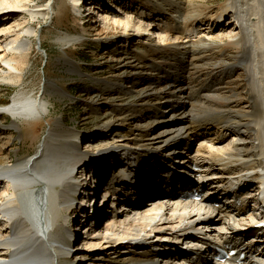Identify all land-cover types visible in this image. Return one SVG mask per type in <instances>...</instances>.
Returning a JSON list of instances; mask_svg holds the SVG:
<instances>
[{"label":"bare ground","instance_id":"bare-ground-1","mask_svg":"<svg viewBox=\"0 0 264 264\" xmlns=\"http://www.w3.org/2000/svg\"><path fill=\"white\" fill-rule=\"evenodd\" d=\"M20 1L22 0H3L0 2V9L5 6L14 7ZM73 1L75 8L81 3V0ZM188 1L158 0L154 3V8L150 6L152 11L145 12L147 16L137 17L138 21L134 20L127 8H124V13L114 11L103 18V30H107L104 32L106 34H109L111 29L119 28L124 31L133 29L139 33L144 28L155 35V39L158 38V42L154 44L157 49L164 47L165 45H162L164 42L173 44L172 39L180 42L178 48L170 52L175 58L173 57L172 62L168 63L167 69L162 70L154 66L156 70H162L163 79L158 80L162 84L161 87L166 86L165 88L170 90L161 92L162 95L164 94L163 99H167L166 106H163L165 110L159 108L160 111L156 109L157 111L148 112L149 115H141L145 119L156 120L162 124L159 125L162 127H156L150 132L148 135L150 138L146 141L150 145L142 141L139 143L137 139L139 142L136 143L123 142L127 147L124 150H128L133 156L124 163L123 167L128 171L138 168L142 173L138 186L130 187V194L139 197L136 200L121 196L116 211L113 210L115 204L114 207L110 206L111 212L98 211L100 217L106 216L107 222L100 221L97 223L94 235L82 238L83 243H81L85 249L102 248L100 254L103 258L96 254L89 257L88 253H84L81 255L82 259H75L74 255L79 253L77 252L74 257L72 256V260L68 259L72 247L68 243L69 228L63 227L58 231L56 226L59 219L63 218L67 221L73 213L74 198L79 188L85 185L86 172L90 170L103 177L112 164L110 160L101 161L102 167L99 165L96 169L91 167V161L84 164L81 162L82 164L78 165V159L84 156L77 151L81 137L78 133L70 131L76 140H62L65 136L61 134V128L57 125L50 130L39 157L0 165V210L3 211L0 212L2 217L0 264H88L90 262L109 264L113 257L111 255L118 252L122 261L121 263L118 260V264H128L126 260L129 262L142 260L144 264H194L200 260L204 264L264 262V258H261L264 257V247L259 248L258 252L257 249L247 248L248 257L243 263L235 260L215 262L212 253L209 252L213 240L226 243L236 237L233 224L237 223V217L243 220L241 212L245 211V208L252 212L248 219L253 223L264 211V0H229L228 7L218 16L209 15L199 18V13H194L186 16L187 20H185L183 17ZM94 3L88 5L90 7L85 8L84 11L88 10L93 16H97L99 12L96 11L99 7H95ZM52 4L50 1L46 8L53 9ZM163 7H165L164 11ZM31 12L34 15L35 11ZM150 17L158 19L154 21L150 20ZM212 19L214 23L211 22ZM197 21L212 25L209 26L211 30H204L205 32L201 34L198 28L200 22ZM219 23L221 27L217 31L222 30V32L215 34L217 27L215 25ZM0 33L5 34L0 41V72L3 71L0 74V83L6 81L20 83L21 68L26 64L27 57L32 51L31 41L29 39L22 41L20 38L24 34L37 35V32L29 28L23 30L20 23H17L15 26L1 29ZM240 38L243 48L238 54L243 52L244 56L240 58L241 60L236 58L231 62L228 61V56L221 53L222 61L213 77L217 83L222 82L227 74L226 79H229L230 74L239 70V76L246 78L245 89L242 85L239 90L244 89V94L249 98L248 105L242 108L234 100L241 92H229L230 95L227 96L230 97L227 99L233 100H226L224 105L219 104L224 97L223 88L217 86L207 85L199 91L205 92V101L197 94L192 97V92H187V85L189 82H193L194 85L196 83L191 80V76L186 78L189 67L198 60L216 59L220 54L219 51L213 50H220L221 45L228 40L234 41ZM65 39L77 42L79 37ZM156 44L159 46L156 47ZM198 49L200 55L196 56ZM162 57H165L164 51L161 52L160 58ZM4 66H7L8 73ZM190 97L197 102L191 103ZM45 111L46 105L42 100L29 96L24 98L14 96L10 103L0 107V113L11 115L12 126L15 128H18V119L30 118ZM191 126L194 127L197 136L199 133L203 134L202 137L196 138L198 140L196 152L195 150L186 152L187 147L183 150L170 148L165 153V161L170 160L169 157L181 159V163L185 165L183 168H187L190 174L186 184L194 183V186L199 188L206 184H217L216 186L223 184L225 188L215 190L212 186V190L202 195L200 200H180L178 195L169 197L163 193L152 192L153 189H157L158 192L160 189L178 185L179 181L170 177L158 187L157 182L153 181L154 176L160 173V169L173 166L170 163H160V153L146 150L151 147L155 149L154 152L163 151L168 146L178 145L181 142L185 145L192 144L187 143L188 137L191 136ZM100 129L102 128H99V132ZM99 139L104 141L105 137ZM113 151L114 148L108 149L107 152ZM194 166L195 169H191ZM148 169L151 170L149 173H143ZM173 174L177 175L178 172ZM155 177L158 181L163 179V177ZM128 178L130 177L121 173L119 182L127 184ZM149 182L152 185L144 188L143 185ZM240 186L241 189H238ZM223 189L232 191L231 195L224 193ZM220 197L224 198V202ZM126 201L130 205L125 204ZM214 202H219V205ZM126 205L128 209H125ZM244 225H247L246 220ZM190 232H194L191 236L194 245H199L202 249L193 251L189 255L177 250L178 248L170 242L160 243L170 240L181 241L180 238ZM261 233L264 243V228L261 229ZM197 254L199 259L187 260ZM64 257L68 261L64 260ZM92 257L98 258V261H91ZM85 258L87 261L80 263Z\"/></svg>","mask_w":264,"mask_h":264},{"label":"rangeland","instance_id":"rangeland-1","mask_svg":"<svg viewBox=\"0 0 264 264\" xmlns=\"http://www.w3.org/2000/svg\"><path fill=\"white\" fill-rule=\"evenodd\" d=\"M50 1L53 3V9L46 8ZM83 1H86L85 8H89L88 5L93 2H95V7H99L96 11L99 12L97 16H93L88 10L84 11L87 13L88 24H83V21L75 15L73 0H22L17 3L20 6L19 9L17 5L0 9L2 11L0 12V30L20 23L23 30L29 28L37 32V35L24 34L20 38L22 41L25 39L31 41L32 51L27 57L26 64L21 68L20 83L11 81L0 83V107L10 103L14 96L33 97L36 100H42L46 105L45 113L18 119V128L12 126V117L9 113H0V165L14 164L17 161L39 157L50 130L57 125L61 128V134L65 136L62 140H76L70 131L78 133L81 137L77 151L84 156L78 159V165L86 163V157L96 152L93 147L95 142H101L96 143V145L99 144L97 148L106 146L104 149L108 146H115L117 143L131 141L147 144L150 132L156 127H162L159 126L162 124L156 120L145 119L141 115H149L148 112L157 111L156 109L159 108L165 110L163 106L167 99H163L164 94L162 95L161 92L170 90L165 88L166 86L161 87V83L156 84L158 82L156 79L161 73L157 72L153 65L160 64L163 60H166V66L172 62L171 59L174 56L172 57L170 52L177 49L180 42L173 39L171 41L173 44L170 45L166 42H159L165 46L157 49L154 44L158 42V38L155 39V35L147 29L142 28L139 33L133 29L130 31L120 28L111 29L109 34L104 33L107 30H103V18L109 13L114 11L124 13V8H127L134 20L138 21L137 17H145V12L152 11L155 7L154 3L158 0H119L122 3L114 0H81V3ZM112 3L113 5L110 6ZM228 4L229 0H189L186 3L183 19L187 20L186 16L194 13H199V18L209 15L215 17L226 9ZM150 6L153 7L150 8ZM143 8L145 12L141 14ZM164 9L165 7L163 11ZM32 10L35 11L34 15ZM149 19L156 21L158 18L150 17ZM201 23L198 24L201 34L205 32L204 30H211L209 26L212 25L208 24L203 29L200 28ZM219 31L215 30V34ZM4 35L0 33V41ZM66 37H79V40L77 42L67 41ZM238 41L240 44L237 45ZM241 41V38L234 39V41L228 40L221 45L220 50H213L219 51V57L211 60H198L189 67L186 71V78L191 76L193 81L194 77L198 76L196 85L193 82L187 85L189 89L187 92H192V97L197 94L205 101V92L200 93L199 91L210 85L223 88L224 98L219 104L224 105L226 100H233L227 99L230 97L227 96L230 95L229 92H241L234 100L242 108L248 105L249 98L244 94L246 78L239 76V70L230 74L229 79H226L227 74L222 82L217 83L213 77L222 61V54L228 56V61L231 62L236 58L241 60L240 58L244 56L243 52L238 54L243 48ZM199 50L196 51V56L200 55ZM154 51H160V56L154 54ZM163 51L165 57L160 58ZM160 66L165 65L160 64ZM152 67H154L153 70ZM4 69L8 73L7 66H4ZM242 85L244 89L240 91L239 87ZM192 97L189 98L190 102L195 104L197 100L193 101ZM154 105L156 107L153 108ZM99 128H102L100 131L103 134L99 132ZM99 137H105V140L101 141ZM166 156L170 155L166 154ZM85 181L87 180L84 177ZM63 227H68V220L61 218L56 228L60 231ZM91 230L79 229L85 237L95 234L96 229ZM79 248L81 250L76 254L77 259H82L81 255L84 253H88L89 257L96 254L103 258L100 254L102 248L92 250ZM112 256L117 255L112 254ZM63 259L67 260L65 257ZM92 260L98 261V258L92 257ZM117 260L122 263L121 258ZM130 261L135 262L136 260ZM88 264H93V262Z\"/></svg>","mask_w":264,"mask_h":264}]
</instances>
